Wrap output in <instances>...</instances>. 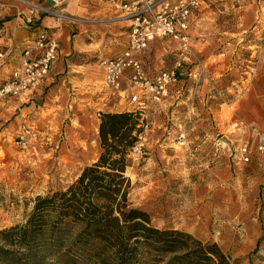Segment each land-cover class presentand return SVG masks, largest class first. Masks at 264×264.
Returning a JSON list of instances; mask_svg holds the SVG:
<instances>
[{"label": "rangeland", "instance_id": "obj_1", "mask_svg": "<svg viewBox=\"0 0 264 264\" xmlns=\"http://www.w3.org/2000/svg\"><path fill=\"white\" fill-rule=\"evenodd\" d=\"M87 1L91 10L106 6L102 0ZM226 1L199 0L200 8L206 2L216 8L218 30L220 25L235 29L232 16L218 13ZM76 2L70 0V9ZM117 15L112 9L97 17L72 14L81 19L62 23L70 37L65 70L69 68L72 76H77L76 66L99 64L100 52L126 40L129 23L119 21ZM202 38V34L196 37ZM160 43L163 46L155 52L152 46L145 56L152 61L154 55V65L160 67L152 73L171 70L181 62L167 98L170 102L178 90V99L150 116L144 154L129 158L126 174L133 185L129 201L147 212L159 229L182 230L203 243H216L239 264H264V153L256 151L252 131V136L247 135L249 127L264 130V121L235 119L236 98L248 88V83L240 87L238 81L246 74L239 69L221 77L205 73L199 67L202 58L194 39V57L189 60L179 56L173 42ZM82 44L93 45L94 52L78 51L77 45ZM76 79L54 80L42 88L33 100L38 114L23 111L20 116L18 109H10L0 117V230L23 224L37 196L65 188L98 157L99 114L116 110L119 97L101 76L83 84ZM72 90L77 96L73 102ZM121 108L122 112L132 109L127 104ZM22 125L36 135L24 147L17 145L16 138ZM181 134L183 139L178 140ZM247 140L248 162L239 159L236 165L234 149ZM163 142L182 143L184 151L164 147Z\"/></svg>", "mask_w": 264, "mask_h": 264}, {"label": "trees", "instance_id": "obj_2", "mask_svg": "<svg viewBox=\"0 0 264 264\" xmlns=\"http://www.w3.org/2000/svg\"><path fill=\"white\" fill-rule=\"evenodd\" d=\"M97 128L96 160L65 188L37 196L23 224L0 230V264H239L216 243L155 227L129 201L139 111L100 113Z\"/></svg>", "mask_w": 264, "mask_h": 264}, {"label": "built area", "instance_id": "obj_3", "mask_svg": "<svg viewBox=\"0 0 264 264\" xmlns=\"http://www.w3.org/2000/svg\"><path fill=\"white\" fill-rule=\"evenodd\" d=\"M113 8L119 21L128 22L127 49L99 61L104 72V83L113 92L124 93L132 111H139L142 132L128 151L130 159L140 158L145 151L146 132L149 128L150 116L166 100L170 88L177 82L181 62H177L171 70L146 72L139 58L151 51L155 42L169 40L177 45L180 55L194 57L189 35L190 23L196 16L199 0H102ZM69 0H0L1 9H9L15 17L21 19L25 26L35 23V16L55 17L58 20L73 22L76 18L65 12ZM35 27H37L35 25ZM60 52L58 38L42 29L36 36L26 42L21 50L18 66L4 79H0V101L16 99L29 91L50 73ZM5 52H0V61ZM126 86L121 89V84ZM255 140V149L264 153V131L251 129ZM35 136L29 128L20 126L18 142L26 146ZM183 139V134L178 140ZM182 144V143H179ZM248 144L240 150V161L248 162Z\"/></svg>", "mask_w": 264, "mask_h": 264}, {"label": "crops", "instance_id": "obj_4", "mask_svg": "<svg viewBox=\"0 0 264 264\" xmlns=\"http://www.w3.org/2000/svg\"><path fill=\"white\" fill-rule=\"evenodd\" d=\"M103 4L106 6L91 10L87 0H77L74 5H71L72 9H70V4L68 3L65 12L70 15H91L97 17L100 13H110L111 9L114 10L104 2ZM219 8L223 10L221 12L218 11V13L232 16L230 20H233L235 29H223V26L220 25V30H218L217 23H215L217 14L214 10L216 8L207 2L206 4L204 3L202 8L199 7L196 16L190 23L189 35L194 39L196 53L202 58L199 67L205 73H209L214 77L217 75L221 77L232 70H242L244 72L243 74L246 75L244 77L240 76V81H238L240 82L239 86L241 87L244 83H248V88L244 89L242 94L236 98L237 100L235 102L238 103V106L235 119L240 122L264 121V43L262 45L259 43L260 40L264 39V0H228L223 2ZM63 22V20H58L55 17L37 15L35 16L34 25L25 26L21 23L20 18L15 17V13L12 10L0 8V52H5L3 60L0 61V79L6 78L18 66L23 45L36 36L38 29L55 35L60 44L58 59L52 66L49 75L19 98L0 101V117L8 115L10 109H18L21 113L20 116L24 114L23 111H27L30 114H38L39 108L34 106L33 100L41 93L42 88L54 80L64 82L66 80L73 81V79L77 78L76 80L83 84L86 80H91V77L93 78L94 75H97L103 77L104 82V72L100 64L76 66L79 68L76 71L77 76H72L69 68L65 70L66 58L70 55V37L67 28L62 26ZM250 28V33L245 34ZM202 29L205 31L203 32ZM198 34L203 35L201 40L196 39ZM244 40L248 43L244 44ZM126 43L127 38L114 47L100 52L99 56H102V58L114 56L127 49V46L125 47ZM162 44L155 42L153 45L154 52ZM77 48L78 51H87V53L94 52L93 45L82 44L81 46L77 45ZM248 48L252 49L247 50ZM179 56L183 60H189L185 56L180 54ZM150 57L152 61H149L145 55H139L146 72L156 71V68H160L154 65L156 63V60L153 58L154 55ZM197 70L198 68L194 70V76H196ZM125 86L126 81L124 80L121 84V89H124ZM73 92L72 90L69 94L72 102L77 99V96ZM178 93V90H176L175 98H173L174 96L171 97L170 102H168L169 98L164 100L157 111H164L169 105H172L174 100L178 99ZM118 94L122 96L124 93L118 92ZM119 95L118 103L115 104L117 109L114 111L107 110L105 112L116 113L124 110V108H121V105H126L127 102ZM28 103L29 105L27 107L22 106ZM251 129L250 127L248 128V136H252ZM16 138L18 139V135ZM32 140L33 138L29 143ZM18 144L20 145L19 142H17ZM245 144H248V140L241 145L243 146ZM169 145L175 147V149L178 148L180 152L184 151V147L179 145V143L169 144L163 142L164 147ZM241 145L234 149L235 156L233 159L236 165L239 164L240 158L238 157L240 154H238V151L242 147ZM221 160L220 158L219 162Z\"/></svg>", "mask_w": 264, "mask_h": 264}, {"label": "bare ground", "instance_id": "obj_5", "mask_svg": "<svg viewBox=\"0 0 264 264\" xmlns=\"http://www.w3.org/2000/svg\"><path fill=\"white\" fill-rule=\"evenodd\" d=\"M70 2V1H69ZM180 145H183V144H180Z\"/></svg>", "mask_w": 264, "mask_h": 264}]
</instances>
